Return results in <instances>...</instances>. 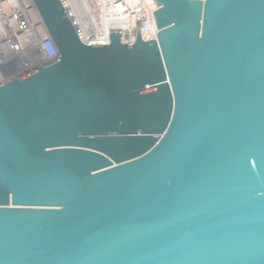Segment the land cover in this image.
Segmentation results:
<instances>
[{"label": "water", "instance_id": "95a60500", "mask_svg": "<svg viewBox=\"0 0 264 264\" xmlns=\"http://www.w3.org/2000/svg\"><path fill=\"white\" fill-rule=\"evenodd\" d=\"M156 39L81 40L0 82V264H264V0H154Z\"/></svg>", "mask_w": 264, "mask_h": 264}, {"label": "built area", "instance_id": "2783aa9c", "mask_svg": "<svg viewBox=\"0 0 264 264\" xmlns=\"http://www.w3.org/2000/svg\"><path fill=\"white\" fill-rule=\"evenodd\" d=\"M82 41L106 44L109 29L120 28L122 41L132 43L137 28L143 40L156 39L154 0H61ZM0 50L7 42L9 55L0 53V73L4 60L14 55L24 69L52 59L56 49L33 0H0ZM6 41V42H5ZM19 64V66H20ZM3 79L0 78V82Z\"/></svg>", "mask_w": 264, "mask_h": 264}, {"label": "rangeland", "instance_id": "374dc122", "mask_svg": "<svg viewBox=\"0 0 264 264\" xmlns=\"http://www.w3.org/2000/svg\"><path fill=\"white\" fill-rule=\"evenodd\" d=\"M19 58L17 55H14L13 58L9 57L6 60H4V64L2 65L3 67H1V69L3 68V71L6 72H14V70L16 68H18L20 62H19ZM16 71V70H15ZM20 72V71H17ZM2 79H4L5 77H1Z\"/></svg>", "mask_w": 264, "mask_h": 264}, {"label": "bare ground", "instance_id": "6f19581e", "mask_svg": "<svg viewBox=\"0 0 264 264\" xmlns=\"http://www.w3.org/2000/svg\"><path fill=\"white\" fill-rule=\"evenodd\" d=\"M0 36H1V33H0ZM6 42V41H5ZM12 51H11V49L8 47V45H7V42L4 44V46H3V48H1V50H0V53L3 55L4 54V56L5 55H9V53H11ZM24 63V62H23ZM20 64V66H18V68H16L15 70H14V72L12 71H10V72H6L5 74H2V73H0V78L1 77H11V76H13V75H15L16 74V72L17 71H19V70H21V69H23L24 67H25V64Z\"/></svg>", "mask_w": 264, "mask_h": 264}]
</instances>
